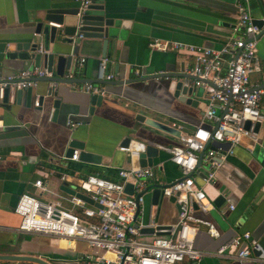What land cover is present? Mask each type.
<instances>
[{
	"label": "crops",
	"instance_id": "1",
	"mask_svg": "<svg viewBox=\"0 0 264 264\" xmlns=\"http://www.w3.org/2000/svg\"><path fill=\"white\" fill-rule=\"evenodd\" d=\"M79 1L0 0V40L7 41L8 44L26 41L37 23L44 21L47 9L63 3L76 6ZM107 3V16L119 21L126 33L123 40L108 48V70L118 74L117 80L125 81L142 74L162 72L190 75L187 69L193 62L192 55L177 50H154L149 46L150 41L161 38L219 49L234 35L238 19L234 0H108ZM250 8L255 21L264 18V0H251ZM85 41L77 47L74 55L77 70L74 77L78 78L93 74L96 77L99 59L103 57L102 40H96L94 50L86 49ZM258 49L262 69L254 73L252 82L262 86L264 34ZM81 57L87 59L83 67L78 66ZM39 68H44L43 62ZM135 69H139V75L135 73ZM22 70L24 69L21 60L13 64L0 63V76L19 73ZM53 71L55 74L56 62ZM50 84V81L40 79L35 87L20 92L10 90L7 100L0 101V118L4 121V127L0 130V253L33 255L51 264H97L86 258L85 255L89 252L86 242H72L45 234L21 232V217L14 209L20 195L27 192L44 200H61V197L72 194L62 189V173L76 179L91 173L119 180V169L131 164H141L140 155L131 157L118 146L123 145L126 137L149 142L145 139L149 136L139 130L145 128V125L135 120L136 113H144L170 126L172 122L180 123L187 133L194 131L199 124L210 128L211 124L203 120L209 93L194 87L192 97L196 99V103L182 102L169 91V80L159 77L140 83L132 81L124 84H103L108 94L101 95L100 101L93 102V94L77 90L83 83H58L52 94L49 93ZM38 95L42 100L40 105L36 106ZM261 107L264 112V95ZM52 108L55 112L50 119ZM70 119L80 121L81 124L72 128L68 124ZM147 130L154 131V145L159 149L151 166L157 169L163 181L181 177V171L171 160V155L159 147L178 143L180 136L155 128ZM257 132L264 144V123L260 124ZM244 142L248 143V139H244ZM72 147L74 150L81 148L79 160L69 159V150ZM87 153L99 155L100 159L85 160ZM200 171L206 172L203 163ZM38 179L43 180L46 191H40L35 186ZM75 182L76 180L73 183ZM197 182L198 185L204 186L215 208L207 212L197 210L196 215L213 221L220 230V235L214 237L204 226H200L195 234V246L198 249L213 253L228 239L243 231H251L259 240L262 238V145H255L254 151L247 150L243 145L235 147L234 154L219 168L215 181L206 183L201 175ZM67 186L74 189L75 185ZM150 186L152 188L144 195V203L140 206L138 221L147 225L154 216L160 224L176 223L179 205L171 198L162 196L159 203H154V185ZM224 191L230 192L232 202L236 205V208L227 214L226 219L221 217L218 210L225 202L221 196ZM217 200L219 203H216ZM145 228L149 230L143 231L142 237L150 239L154 230L149 226ZM0 263L39 264L26 260ZM190 264L256 263L252 260L220 258L207 254Z\"/></svg>",
	"mask_w": 264,
	"mask_h": 264
},
{
	"label": "built area",
	"instance_id": "2",
	"mask_svg": "<svg viewBox=\"0 0 264 264\" xmlns=\"http://www.w3.org/2000/svg\"><path fill=\"white\" fill-rule=\"evenodd\" d=\"M80 1L81 10H84L93 0ZM250 1L234 0L238 14L234 35L219 49L161 38L152 39L149 43L154 50H177L192 55L193 62L187 72L194 78L185 79V83L209 93L203 120L208 121L211 127L199 124L194 131L187 133L182 124L172 122L171 126L182 133L179 142L159 146L171 155V160L181 171V177L163 181L153 166L134 164L118 170L119 180L91 173L76 179L62 173L60 179L64 185L74 184L77 192L89 196L100 206L76 194L50 201L26 192L20 195L14 208L21 217L19 230L72 242H86L89 252L85 256L97 264H190L207 254L264 264V250L251 231L231 237L213 253L195 246V234L200 226H204L211 236L220 235L213 221L196 215L197 210L207 212L215 208L204 186L198 185V177L202 175L206 183L215 181L219 168L239 145L249 151H254L257 144L264 147L256 131L257 123H264L261 107L264 85L254 84L251 80V75L262 69L258 45L264 24L259 27L255 23ZM262 20L264 22V18ZM86 61V57H81L78 66L83 67ZM109 62L108 57L99 59L96 75L99 81L119 79L117 73L109 72ZM135 73L139 75V69H135ZM52 75L53 72L47 68L36 67L0 76V101L4 100L7 88L29 89L38 85L37 77ZM72 75L69 69L64 77L70 78ZM50 83V88L55 90L59 82ZM77 90L93 95L108 94L101 83L85 82ZM40 98L38 95L36 106L40 105ZM54 112L52 108L50 119ZM68 124L75 128L81 122L70 119ZM3 127L4 121L0 118V130ZM244 139H248V143ZM118 148L134 157L146 151V143L132 139L128 146L120 145ZM73 152L69 159L79 160L81 148ZM202 163L206 167L205 173L200 171ZM127 183L133 185L131 194L126 192ZM150 185L160 187L162 197L175 199L179 205L176 223L160 224L153 216L149 224L144 225L135 218L138 207L144 203L145 190ZM35 186L40 191L47 190L42 179H38ZM221 196L225 202L218 210L221 217L226 219L236 205L230 192L224 191ZM147 226L154 230L152 237L140 239L142 229ZM254 250L262 252L257 255Z\"/></svg>",
	"mask_w": 264,
	"mask_h": 264
},
{
	"label": "water",
	"instance_id": "3",
	"mask_svg": "<svg viewBox=\"0 0 264 264\" xmlns=\"http://www.w3.org/2000/svg\"><path fill=\"white\" fill-rule=\"evenodd\" d=\"M108 0H93L86 9L81 10V1L76 6H69L66 4H59L52 6L46 10L44 21L37 23L34 31H32L28 37V40L9 43L7 41L0 40V63H14L17 60L23 62V69L31 68L32 66L40 67L43 62L44 68L54 72V64L56 62V72L51 77H37L40 79H46L48 81H56L59 83H101L110 84L112 82L118 84H124L129 82H144L153 78L166 77L169 80V91L172 92L180 101L186 103H196V99L192 97L194 87L187 85L184 79L194 78L186 73L179 72H162L152 74H142L141 76L129 79V80H104L99 81L96 79L95 74L89 77L78 78L74 77L76 73V62H74V55L76 54L77 47L83 43L86 49L94 50L96 48V40H102V55L107 56L108 48L110 45L117 44L123 40L126 36L125 28L121 26L119 21L112 17H108L106 13ZM255 23L262 27L264 22L255 21ZM262 35L264 34V27H262ZM71 70L72 77L65 78V74L68 70ZM132 80V81H130ZM10 90L13 88H7L4 92V101L7 100ZM21 90H18L20 92ZM53 90L50 89L49 93L52 94ZM101 95H93V102L95 100L100 101ZM40 100H42L40 98ZM135 120L145 125V128H140V132L147 134L149 138H145L146 151L140 154L141 166H151L153 164V157L158 155L159 149L155 144L154 131L147 130L148 128H155L165 133L180 136L181 132L164 122H161L153 117H150L144 113H136ZM250 122L247 123L249 127ZM260 123L256 125V131L259 130ZM130 137H126L123 141L124 146H128L131 142ZM73 147L69 150V156H72ZM81 156V155H80ZM100 159L99 155L93 153H87L85 160L95 161ZM152 187L148 186L145 191H149ZM62 189L66 192L76 194L85 199L91 204L100 206L89 196L77 192L67 185H63ZM126 192H133V185L127 183ZM161 198L160 187H155L153 191L154 203H159ZM175 200L174 198H171ZM221 200V199H218ZM216 203H219V201ZM140 212V206L136 212L135 218L137 219ZM149 230L143 228L142 232ZM262 249L264 250V235L259 240ZM262 250H254L255 254L261 253ZM33 261L39 264H51L45 259L33 255H20L0 253V261Z\"/></svg>",
	"mask_w": 264,
	"mask_h": 264
},
{
	"label": "rangeland",
	"instance_id": "4",
	"mask_svg": "<svg viewBox=\"0 0 264 264\" xmlns=\"http://www.w3.org/2000/svg\"><path fill=\"white\" fill-rule=\"evenodd\" d=\"M253 75H254V73L251 75V80H253ZM139 238L144 239V237H142V236H140Z\"/></svg>",
	"mask_w": 264,
	"mask_h": 264
}]
</instances>
